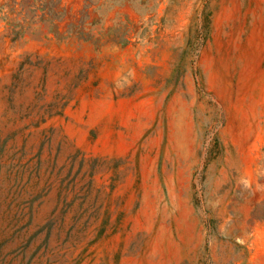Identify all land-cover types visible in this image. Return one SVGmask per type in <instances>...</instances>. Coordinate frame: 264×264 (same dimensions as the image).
<instances>
[{"label": "rangeland", "instance_id": "obj_1", "mask_svg": "<svg viewBox=\"0 0 264 264\" xmlns=\"http://www.w3.org/2000/svg\"><path fill=\"white\" fill-rule=\"evenodd\" d=\"M0 264H264V0H0Z\"/></svg>", "mask_w": 264, "mask_h": 264}]
</instances>
